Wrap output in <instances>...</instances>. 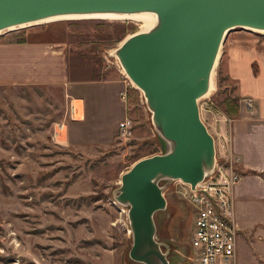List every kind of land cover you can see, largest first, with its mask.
Masks as SVG:
<instances>
[{
	"label": "rangeland",
	"instance_id": "rangeland-1",
	"mask_svg": "<svg viewBox=\"0 0 264 264\" xmlns=\"http://www.w3.org/2000/svg\"><path fill=\"white\" fill-rule=\"evenodd\" d=\"M143 26L132 20H69L0 35L13 40L22 32L33 37L44 32L47 40L68 45L77 82L72 90L82 96L76 102L62 86L0 98V264H140L130 258V207L116 199L121 177L140 160L170 149L144 93L113 52L141 34ZM227 37L229 42H264V35L246 29ZM225 45L217 62L216 90L199 101L202 121L217 140L214 126L232 119L228 104L238 96L237 84L224 79ZM73 104L85 109L79 120L72 119ZM127 121L132 131L123 137L120 126ZM61 125L65 130L58 141L55 131ZM161 184L167 209L155 215L157 240L171 264H192L193 208L179 183ZM255 232L252 240L239 232L247 251L242 259L238 255L242 264H264V235Z\"/></svg>",
	"mask_w": 264,
	"mask_h": 264
},
{
	"label": "water",
	"instance_id": "water-1",
	"mask_svg": "<svg viewBox=\"0 0 264 264\" xmlns=\"http://www.w3.org/2000/svg\"><path fill=\"white\" fill-rule=\"evenodd\" d=\"M141 12L156 13L160 28L131 37L116 55L143 91L170 150L137 162L121 177L116 199L130 207V258L171 264L156 237L155 215L167 209L161 183L182 181L196 190L215 172V139L202 121L199 101L207 94L225 32L264 31V0H0V31L60 16Z\"/></svg>",
	"mask_w": 264,
	"mask_h": 264
},
{
	"label": "crops",
	"instance_id": "crops-1",
	"mask_svg": "<svg viewBox=\"0 0 264 264\" xmlns=\"http://www.w3.org/2000/svg\"><path fill=\"white\" fill-rule=\"evenodd\" d=\"M26 38L24 44L16 43L15 38H0V98L24 90L52 92L63 86L67 96L80 101L75 99L82 96L73 91L77 82L70 72V47L47 40L44 32L34 37L29 33ZM225 44L227 76L238 86L240 109L237 117L214 126V132L222 134L227 129L232 138V150L243 173L233 196L236 223L239 232L249 233L252 240L254 230L264 235V42L242 38ZM241 242L239 233L242 259L247 251Z\"/></svg>",
	"mask_w": 264,
	"mask_h": 264
},
{
	"label": "built area",
	"instance_id": "built-area-1",
	"mask_svg": "<svg viewBox=\"0 0 264 264\" xmlns=\"http://www.w3.org/2000/svg\"><path fill=\"white\" fill-rule=\"evenodd\" d=\"M247 106L252 107L247 101ZM72 119L79 120L84 111L75 104L71 108ZM230 120V119H229ZM65 125L55 131L60 141ZM129 121L120 126L123 137L131 135ZM215 139L217 164L215 172L192 190L190 185H181L182 196L191 204L195 219L190 241L192 264H239V228L233 205L234 190L241 182L239 158L232 150V138L227 129Z\"/></svg>",
	"mask_w": 264,
	"mask_h": 264
},
{
	"label": "bare ground",
	"instance_id": "bare-ground-1",
	"mask_svg": "<svg viewBox=\"0 0 264 264\" xmlns=\"http://www.w3.org/2000/svg\"><path fill=\"white\" fill-rule=\"evenodd\" d=\"M69 20H132V21L141 22L144 25L141 34L151 33L153 31L158 30L161 26L160 17L156 13H154V12H141V13H124V14H122V13H101V14H90V15L60 16V17H53V18H49V19H45V20H41V21H36V22L29 23L26 25H21L19 27H14L11 29L12 30L13 29H22V28H28V27L38 26V25L50 24L53 22L69 21ZM241 29H246L248 31H252V32L264 35V31L255 30V29H251V28H241ZM232 31L233 30H228L227 32H225V39H226L227 35ZM5 33H6V31H0V35H3ZM137 35H140V34H137ZM224 42H225V40H224ZM124 43L122 42V44H120L121 45L120 49H122ZM221 48H222V46H221ZM221 48H220L219 53L216 57L213 69H212V71L208 77L209 88H208L207 94L204 95V97H202V98H207V97L212 96L216 90L215 76H216V69H217V64H218L217 62H218V59H219L220 53H221ZM113 55H115L119 59V57L116 55V52L115 53L113 52ZM123 71L126 74V76L129 78L126 70L123 69ZM130 81L132 82L133 85H135V87L138 90L142 91L139 87H137V85L131 79H130ZM142 93H143V91H142Z\"/></svg>",
	"mask_w": 264,
	"mask_h": 264
},
{
	"label": "trees",
	"instance_id": "trees-1",
	"mask_svg": "<svg viewBox=\"0 0 264 264\" xmlns=\"http://www.w3.org/2000/svg\"><path fill=\"white\" fill-rule=\"evenodd\" d=\"M22 35V37H19L16 39V43H20V44H24L27 42V38H26V33L25 32H22V33H19ZM224 78V77H223ZM229 77L226 76V78L224 79H228ZM230 99V98H229ZM233 100L232 101H229V104H228V111H227V115L229 117H232V118H235L239 115V109H240V106L234 103H231V102H237L240 100V98L238 96L232 98ZM253 173V172H252ZM255 174V173H254Z\"/></svg>",
	"mask_w": 264,
	"mask_h": 264
}]
</instances>
